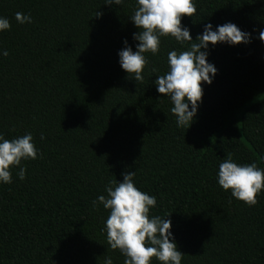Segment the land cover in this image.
<instances>
[{"label":"trees","instance_id":"obj_1","mask_svg":"<svg viewBox=\"0 0 264 264\" xmlns=\"http://www.w3.org/2000/svg\"><path fill=\"white\" fill-rule=\"evenodd\" d=\"M194 3L196 13L182 18L193 41L204 24L226 22L252 39L209 47L217 73L202 86L186 129L154 81L168 71V52L188 50V42L161 37L158 53H145L142 81L119 66L124 40L135 51L129 18L136 0H0V17L10 22L0 32V49L9 53L0 55V135L31 133L39 149L37 159L22 161L23 181L13 168L12 183L0 184V264H104L106 257L124 264L107 242L109 210L91 202L129 171L157 199L149 215H170L181 264H264V189L249 207L216 183L228 157L264 169V98L243 116L248 145L229 118L264 93V0ZM17 12L33 22L17 23Z\"/></svg>","mask_w":264,"mask_h":264},{"label":"clouds","instance_id":"obj_2","mask_svg":"<svg viewBox=\"0 0 264 264\" xmlns=\"http://www.w3.org/2000/svg\"><path fill=\"white\" fill-rule=\"evenodd\" d=\"M124 0H105L104 5H122ZM196 13L194 0H136V7L129 18L137 29L133 33V47L124 40L118 51V63L127 74V78L142 81V72L147 64L145 53L156 55L160 49L161 37H172L183 45L189 43V49L168 52V71L157 76L154 84L157 93L167 97L173 105L170 112L176 117L177 127L189 129L197 116L203 96V85L213 82L217 70L208 62L209 47L218 44L238 46L251 42V34L242 31L236 24L226 22L215 26L204 24L203 31L193 41L190 30L182 25V18L192 17ZM98 12L96 17H99ZM15 20L19 24H31L32 17L17 12ZM10 30V22L0 17V32ZM264 42V29L259 33ZM8 51L0 49V55L8 56ZM43 139V136H41ZM39 149L33 143L31 133L11 140L0 135V184L12 183V169L18 168L17 176L23 181L26 168L22 161L38 158ZM122 182L109 181L104 191L91 202L92 209L97 204L109 210L104 231L111 249L119 250L125 257L124 264H152L155 258L160 264H181L184 254L178 249L171 231L170 215L161 217L149 215L150 209L157 204L155 196L140 191L134 184L135 172L122 174ZM216 183L224 191H230L231 197L253 207L257 196L264 189V169L255 162L238 164L231 157L223 159L218 166ZM104 264H113L106 257Z\"/></svg>","mask_w":264,"mask_h":264},{"label":"rangeland","instance_id":"obj_3","mask_svg":"<svg viewBox=\"0 0 264 264\" xmlns=\"http://www.w3.org/2000/svg\"><path fill=\"white\" fill-rule=\"evenodd\" d=\"M262 98H264V93L257 94L255 98H252L247 103H245L243 106H241L239 109H237L236 111L232 112L229 115L230 120L235 121L239 125L240 137L242 138V140L244 142H245V140H244L242 133H241V131H242L241 124H242L243 116L256 103L257 100L262 99ZM226 124H225V126H226ZM221 133L222 132L218 133L217 136H220ZM245 143L248 145L247 142H245Z\"/></svg>","mask_w":264,"mask_h":264}]
</instances>
